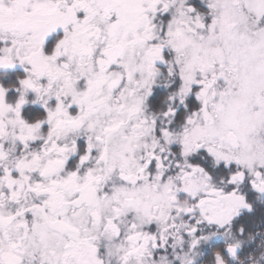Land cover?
Instances as JSON below:
<instances>
[{
	"label": "snow or ice",
	"instance_id": "obj_1",
	"mask_svg": "<svg viewBox=\"0 0 264 264\" xmlns=\"http://www.w3.org/2000/svg\"><path fill=\"white\" fill-rule=\"evenodd\" d=\"M0 264H264V0H0Z\"/></svg>",
	"mask_w": 264,
	"mask_h": 264
}]
</instances>
